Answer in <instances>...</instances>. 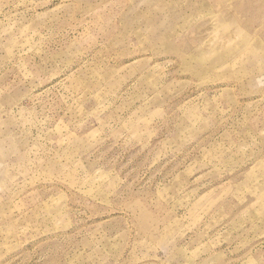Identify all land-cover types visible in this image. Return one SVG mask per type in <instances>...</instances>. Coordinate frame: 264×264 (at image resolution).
Listing matches in <instances>:
<instances>
[{
  "label": "rangeland",
  "instance_id": "1",
  "mask_svg": "<svg viewBox=\"0 0 264 264\" xmlns=\"http://www.w3.org/2000/svg\"><path fill=\"white\" fill-rule=\"evenodd\" d=\"M0 264H264V0H0Z\"/></svg>",
  "mask_w": 264,
  "mask_h": 264
}]
</instances>
